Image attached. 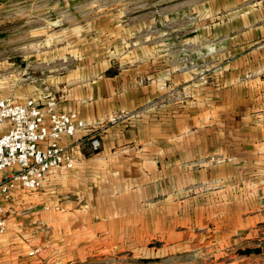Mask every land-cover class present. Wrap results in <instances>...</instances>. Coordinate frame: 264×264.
Wrapping results in <instances>:
<instances>
[{
	"label": "crops",
	"instance_id": "obj_1",
	"mask_svg": "<svg viewBox=\"0 0 264 264\" xmlns=\"http://www.w3.org/2000/svg\"><path fill=\"white\" fill-rule=\"evenodd\" d=\"M171 22L153 37L99 29L47 57L59 108L129 115L96 132L98 150L95 133L64 135L73 167L2 195L0 264H199L232 249L213 264H264V0H186ZM210 43L221 67L204 82L177 46L200 62Z\"/></svg>",
	"mask_w": 264,
	"mask_h": 264
},
{
	"label": "rangeland",
	"instance_id": "obj_2",
	"mask_svg": "<svg viewBox=\"0 0 264 264\" xmlns=\"http://www.w3.org/2000/svg\"><path fill=\"white\" fill-rule=\"evenodd\" d=\"M184 1L0 0V31L7 32L0 38V99L11 97L23 101L47 93L46 76L51 62L47 57L55 53L56 47L69 44L71 39L82 35L92 37L99 29L102 35H105L103 29L107 32L114 29L125 34L121 37L131 32L139 38L153 37L162 26L170 27L173 7ZM177 48L181 59L193 69L197 68L189 60L198 67H202L204 61L221 66L209 60L217 51L214 43L200 52V62L194 57L197 49L188 48L186 44ZM7 125V121L0 124V132L5 131ZM262 235L255 240L260 246H264V233ZM229 252L198 255V263L213 264L216 256L219 262L238 257L234 249Z\"/></svg>",
	"mask_w": 264,
	"mask_h": 264
},
{
	"label": "built area",
	"instance_id": "obj_3",
	"mask_svg": "<svg viewBox=\"0 0 264 264\" xmlns=\"http://www.w3.org/2000/svg\"><path fill=\"white\" fill-rule=\"evenodd\" d=\"M189 61L197 68L198 78L204 82H208L221 67L207 64V61L198 67L193 60ZM67 99L65 92L60 95L47 92L23 102L11 97L0 99V124L8 122L7 129L0 132V233L10 225L2 195L8 197L16 184L37 190L51 170L73 167L78 161L76 149L62 141L64 135L74 136L83 132L88 136L95 133L90 143L94 150H98L102 138L96 132L129 115L128 111L121 110L88 122L79 117L71 106L59 108V102Z\"/></svg>",
	"mask_w": 264,
	"mask_h": 264
},
{
	"label": "water",
	"instance_id": "obj_4",
	"mask_svg": "<svg viewBox=\"0 0 264 264\" xmlns=\"http://www.w3.org/2000/svg\"><path fill=\"white\" fill-rule=\"evenodd\" d=\"M7 35L6 31H0V38ZM262 251L261 247H246L239 250L240 253L250 254V253H259Z\"/></svg>",
	"mask_w": 264,
	"mask_h": 264
}]
</instances>
